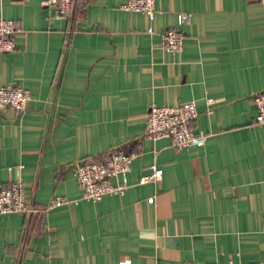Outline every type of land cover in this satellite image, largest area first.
<instances>
[{
	"label": "crops",
	"instance_id": "0c3cea01",
	"mask_svg": "<svg viewBox=\"0 0 264 264\" xmlns=\"http://www.w3.org/2000/svg\"><path fill=\"white\" fill-rule=\"evenodd\" d=\"M72 0L54 18L44 0H0L19 27L0 53V87L30 92L25 112L0 109V187L22 183L29 214L0 215V264L264 262V0ZM151 27L153 33H147ZM183 34L179 53L159 34ZM193 100L204 145L177 151L144 136L151 105ZM133 154L113 183L123 194L78 198L73 165ZM156 165L158 183L138 180Z\"/></svg>",
	"mask_w": 264,
	"mask_h": 264
},
{
	"label": "built area",
	"instance_id": "2783aa9c",
	"mask_svg": "<svg viewBox=\"0 0 264 264\" xmlns=\"http://www.w3.org/2000/svg\"><path fill=\"white\" fill-rule=\"evenodd\" d=\"M72 0H44L43 5L51 10L54 18H69ZM156 0H126L122 9L145 14L151 21L155 15ZM19 27L13 20L0 18V53H10L17 48L15 34ZM147 33H153L151 27ZM161 48L165 52L179 53L182 50V32L169 28L159 34ZM31 100L30 92L20 85L7 84L0 87V109L11 108L18 113L26 111ZM256 107L255 123L264 124V91L253 96ZM197 118L196 104L193 100L174 105H151L145 115L144 136L149 139H168L170 146L177 151L189 147L204 145L207 135L193 130ZM133 154L112 150L102 160H81L73 165V172L80 196L74 199L56 196L48 208L62 204H77L80 200L98 202L107 195L123 194L127 185L113 183L118 175L129 171ZM162 169L150 166V172L139 178V184L158 183L162 178ZM32 208L25 201V190L20 182H10L0 187L1 214H29ZM117 264H131L124 257ZM229 264H232L231 262ZM245 264H264L253 262Z\"/></svg>",
	"mask_w": 264,
	"mask_h": 264
}]
</instances>
